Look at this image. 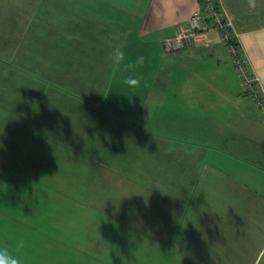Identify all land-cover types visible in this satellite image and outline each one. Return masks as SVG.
<instances>
[{"label":"crops","instance_id":"0c3cea01","mask_svg":"<svg viewBox=\"0 0 264 264\" xmlns=\"http://www.w3.org/2000/svg\"><path fill=\"white\" fill-rule=\"evenodd\" d=\"M128 1L120 0L123 4ZM219 1L232 22L240 55L255 79L254 90L257 89L258 96L254 90L245 88L230 50L212 23L207 22L197 32L193 46L178 52L166 50L165 42L169 38L191 27V17L199 8L200 0H134L131 5L111 7L110 20L102 15L94 19L88 7L89 15L83 16L82 37L71 30L68 20L70 31L66 32L67 37L59 36L57 42L58 36L49 34L51 25L45 24L39 15L43 0H28L29 6L17 7L13 13V0L0 7V13H4L0 14V28L7 29V34L0 36V45L9 46V50L19 46L21 53L25 43H34L39 46L40 54L44 51L43 44L47 43L58 55L54 68L64 84L95 97L92 86L89 87L94 76L96 89L105 83L102 85L105 73L102 64L92 69L93 62L103 57L100 49L106 52L121 46L124 52L131 50L129 58L132 59L141 54L140 44H144L148 50L145 54L152 60L147 83L153 80L162 88L158 102L174 100L169 97L172 90L177 91L175 98L201 109L197 129L206 133L201 136L195 133L193 139L157 132L168 119L153 131L145 130L128 117H115L123 127H134L136 132L120 138L121 151L117 147L106 152L110 156L101 159L106 167L100 169V187L107 189L109 178L114 177L109 172L112 168L117 191L115 198L106 193L95 198V203L103 212L104 205L116 204L111 215L115 214L118 228L128 229L124 234L127 235L125 245L118 242L122 232H116L115 251L123 253L108 264H264V0H252L254 6H250L249 0ZM107 11L108 7H100L98 12ZM12 14L16 18L10 19ZM10 28L14 29L15 36L8 34ZM131 38L135 40L132 48ZM171 55L176 58L173 66L166 63ZM161 61H164L162 65ZM203 61L208 63L206 70L212 78L211 84H204L193 75ZM148 70L149 66L147 74ZM88 76L89 86L83 81ZM21 87L27 93L26 98L33 95L31 84L21 82ZM43 100L44 93L41 103ZM203 109L207 110L202 117ZM220 109L223 116H219ZM234 113L238 114L237 120L233 119ZM171 118L181 119L182 115L173 113ZM35 119L42 132L43 117ZM103 120L107 129L109 124L114 126L108 119ZM96 122L99 123L97 119ZM96 122L91 123V136L96 133ZM14 124L19 126H9L10 132L0 135L4 144L0 157H16L14 160L9 157L7 162L0 160V170L7 173L0 183L3 186L1 205L10 196V191L4 188H10L15 182L11 178V174L17 173L13 167L19 173L27 167L28 148L21 136L27 130V118ZM108 132L101 133L100 140H106ZM81 135L71 143L72 147H86ZM98 166L84 167V170L95 174ZM19 220L18 217L12 220L11 216L5 219L6 222ZM32 223H15L6 234H0V244H3L1 237L4 242L8 239L6 242L11 248L15 243L11 236L15 234L17 240L22 239V234L31 230ZM93 264H102V261Z\"/></svg>","mask_w":264,"mask_h":264},{"label":"rangeland","instance_id":"374dc122","mask_svg":"<svg viewBox=\"0 0 264 264\" xmlns=\"http://www.w3.org/2000/svg\"><path fill=\"white\" fill-rule=\"evenodd\" d=\"M133 2L134 0H129L126 4L121 3L120 0H43L39 15L45 20V24L51 25L49 34L58 36L57 42L59 36L67 37L66 32L70 31L68 20L72 25L71 30L77 31L82 37L85 22L83 16L89 15L88 7L94 19H100L98 16L102 15L110 20L111 7L127 6ZM11 3L12 0H0V7ZM27 6H29L28 0H13L12 13L17 10V7ZM72 7L75 8L72 9ZM85 7L87 9H84ZM100 7H108V11L98 12ZM0 14L4 15V13ZM11 18H16V16L12 14ZM120 32L122 33L123 30ZM6 34L7 29L3 26L2 29L0 28V36ZM8 34L16 35L13 28H10ZM46 44H43L44 51L40 54L38 53L39 46L34 43H25L22 46L24 51L21 53H19V46L9 50V46L3 48L0 45L3 49L0 50V135L3 137L9 133V126L18 127L19 125L14 122L26 117L27 130L24 129L21 136L26 139L25 143L28 148L26 169L19 173L13 167L17 173L11 174V178L15 182H12L10 188H4L5 191H10V196L5 199L3 205L0 204V234H6L8 228L15 223L33 222L31 230L22 234V239L26 241L25 264H93L97 261H102V264L112 263L116 261V256L123 253L115 251V234L117 231L122 232L118 242L125 245L127 235L124 234L128 229L118 228L115 214L111 215L116 204L104 205L105 211L103 212L99 204L95 203V198L106 193L109 197L115 198L117 191L112 168L109 172L114 177L109 178L107 189L100 187V169L106 167V164L101 163V159L110 156V154L106 155V152L117 147L121 151L120 138L136 132L134 127H129V129L123 127L124 124L118 123L115 117L122 119L128 117L130 121L146 128L145 130L153 131L161 121L168 119L164 128L156 129L157 132L176 138L183 139L187 136L193 139L191 137L195 133L199 136L206 133L202 129H197L196 121H201V109L193 107L182 98H175L177 91L172 90L169 97L174 100L165 103L158 102V95L162 92V88L159 82L151 80L150 84L147 83L152 60L147 58L145 53L148 50L144 44H140L142 45L141 54L135 56L146 57L145 65L139 72L141 87L138 89H130L122 85L120 82L122 75H128V73L114 72L110 58L112 49H107L106 52L100 49L103 57L100 56L99 58H102L100 61L93 62L92 69L102 64L105 71L102 79V85L105 81L104 85L96 89L94 87L96 76L93 78V85L89 82L90 76L83 77L84 84L89 86L90 83L89 87L92 86V94L95 97H91V93L78 91L57 78L58 70L54 68V65L58 55ZM225 44L229 49L228 43L225 42ZM134 45L135 40L131 38V48ZM94 50L95 48H92V52ZM166 50H168L167 47ZM149 52H151L150 55H154L152 51ZM125 54L127 58L131 57V50H126ZM230 54L233 55L231 50ZM168 59L166 63L173 66L176 58L171 55ZM163 62L161 61V65ZM210 62L217 63L214 60ZM79 63L81 66V62ZM207 64V61L200 63L193 75L204 84L205 82L211 84L212 78L206 70ZM208 68L211 66L208 65ZM235 68L238 71L236 65ZM237 73L240 75L239 71ZM241 81L244 84L243 78ZM21 82L25 85L31 84L33 91L31 97L26 98L27 93L22 89ZM43 93L44 100L41 103ZM206 102L209 106V101ZM119 105L122 106L118 107ZM42 106L48 107L43 108ZM207 109H203L202 117L206 116L205 110ZM238 109L237 102H235V110ZM173 113L181 114L182 118H171ZM219 116H223L222 109L219 110ZM35 117L44 119V123L40 126L42 132L38 130ZM56 117H59V121ZM103 118L108 119L114 126L109 124L107 129ZM233 119L237 120L238 114L234 113ZM93 120L96 122V133L91 136L90 129ZM72 131L73 133H69ZM107 131H109L107 139L100 140V134ZM87 133H89L88 136ZM78 135L85 138L86 147L83 146L82 150L71 146ZM207 141L208 144L213 145L210 139ZM3 148L4 144L0 140V150ZM9 157L11 160L16 159V157ZM9 157L1 156L0 160L3 158L7 162ZM92 165H99L95 174L84 170V167L86 169ZM74 166L77 167L73 169ZM6 175V172L0 170V183ZM2 188L3 186L0 185V194ZM10 216L12 220L17 217L20 220L6 222L5 219ZM17 238L15 234L11 236L14 241H17ZM1 240L3 244H7L8 239L4 242L1 237ZM8 246L10 247V244Z\"/></svg>","mask_w":264,"mask_h":264},{"label":"built area","instance_id":"2783aa9c","mask_svg":"<svg viewBox=\"0 0 264 264\" xmlns=\"http://www.w3.org/2000/svg\"><path fill=\"white\" fill-rule=\"evenodd\" d=\"M219 3V0H200L199 8L191 17V27L183 29L174 37L169 38L165 42V47L168 48V51L178 52L181 49L193 46L197 32L204 29L207 22L212 23V26L221 33L223 41L228 43L233 54L234 63L244 80L245 88L254 90L256 88L254 85L255 79L250 75L245 59L240 55L237 44L238 38L234 35L232 22L227 18ZM254 91L255 96H258L257 89Z\"/></svg>","mask_w":264,"mask_h":264},{"label":"clouds","instance_id":"9594fccd","mask_svg":"<svg viewBox=\"0 0 264 264\" xmlns=\"http://www.w3.org/2000/svg\"><path fill=\"white\" fill-rule=\"evenodd\" d=\"M250 6H254L252 0H249ZM110 58L113 65V71L118 73H128L122 75V85L130 89H138L141 87L140 70L144 67L146 57L139 55L134 59L126 57V54L121 46L112 48ZM26 241L18 239L10 248L7 244H0V264H25L24 250Z\"/></svg>","mask_w":264,"mask_h":264}]
</instances>
